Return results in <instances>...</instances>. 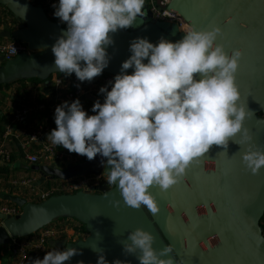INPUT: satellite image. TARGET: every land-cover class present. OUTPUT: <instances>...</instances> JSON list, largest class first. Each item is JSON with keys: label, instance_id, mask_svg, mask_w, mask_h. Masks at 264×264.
Segmentation results:
<instances>
[{"label": "clouds", "instance_id": "9594fccd", "mask_svg": "<svg viewBox=\"0 0 264 264\" xmlns=\"http://www.w3.org/2000/svg\"><path fill=\"white\" fill-rule=\"evenodd\" d=\"M144 6L145 0H58L53 15L66 28L51 48L55 70L91 82L109 64L111 34L131 27ZM182 32L175 42L132 39L131 55L119 73L99 88L103 103H93L94 114L78 98L64 101L54 110L55 128L47 136L52 145L88 160L97 154L106 158L101 164L107 185H115L127 206H143L152 214L159 212V205L150 187L163 191L179 183L213 145L227 149L231 140L244 147L242 162L251 173L264 167V148L252 143L244 127L252 111L236 84L242 50L229 55L216 43L221 32L216 26H186ZM153 243L150 232L136 228L122 246L139 264H175L171 246L157 251ZM97 252L96 264H108L103 250ZM78 254L75 247H53L31 264H64Z\"/></svg>", "mask_w": 264, "mask_h": 264}, {"label": "water", "instance_id": "95a60500", "mask_svg": "<svg viewBox=\"0 0 264 264\" xmlns=\"http://www.w3.org/2000/svg\"><path fill=\"white\" fill-rule=\"evenodd\" d=\"M0 2L19 23L16 31L1 30L0 38L23 40L30 49L8 61L0 56V84L28 78L46 80L57 73L51 48L66 24L53 21L43 6L30 0ZM168 8L197 30L219 27L216 43L222 44L229 55L234 49L242 50L236 84L252 111L244 127L250 130L252 143L264 148V118L257 116L259 112L264 114V0H171ZM184 34L177 24L154 21L151 13L143 9V15L131 27L111 34L113 44L106 49L110 60L103 72L114 76L119 73L121 63L131 55L129 43L136 37H147L156 43L161 36L175 42ZM127 71L130 74L132 69ZM50 131L42 138H47ZM243 151L244 147L231 140L227 149L213 145L201 157L206 168L199 162L186 170L179 198H174L172 189L163 190L164 209L159 206L156 214L143 206H127L115 185L106 183L92 191L53 195L41 203L0 193V199L21 209L15 216L0 215L4 221L0 226V247L7 246L12 238L34 234L58 217H71L85 225L88 235L76 242L66 238L49 241L55 248L79 250L64 264H96L100 249L108 264L116 260L139 264L136 255L124 253L122 246L128 233L136 228L154 236L157 251L169 243L175 264H264V167L251 173L242 162ZM102 159L106 158L97 154L92 160L86 158L65 167L55 163L23 167L40 175L35 183L40 186L78 176H104ZM149 191L159 205L157 186ZM113 201L119 204L114 206ZM35 259L33 256L31 262Z\"/></svg>", "mask_w": 264, "mask_h": 264}, {"label": "built area", "instance_id": "2783aa9c", "mask_svg": "<svg viewBox=\"0 0 264 264\" xmlns=\"http://www.w3.org/2000/svg\"><path fill=\"white\" fill-rule=\"evenodd\" d=\"M31 2H37V4L43 6L45 11H48L50 18H57L53 15L54 8L52 5L58 3V0H31ZM170 2L171 0H145L144 9L151 13L152 20L177 24L179 30L182 31L186 26H190V24L179 13L171 11L168 8ZM22 52H30L28 44L25 41L17 38L10 40L0 38V56L5 61L15 58ZM113 77L114 75L112 74L101 73L99 76L93 78L91 82H80L75 77V74L59 77L56 80V86L64 85L68 89L64 97H59L50 102H28L17 108L13 113L11 121L5 126L3 131V142L0 143V166H11L13 164L11 161L13 153L7 146L8 142L20 145L21 158L29 165L55 163L60 167H65L67 164L73 163L74 155L69 151L59 150L56 146L42 138L50 131L49 127L42 123L28 131L26 129L27 123L34 116H41L44 122H46L49 118L54 117L56 106L64 101L71 103L77 98L89 115L94 114L91 112V104L84 101L85 96L90 95L103 100V94H99V88L106 85ZM103 179V176H78L45 191H40L37 188L35 183L38 179L34 176L22 178L17 176L10 177L8 184L17 190H28L35 193L39 191L36 193L37 199L46 200L57 192L74 193V191H91ZM20 213L21 209L15 204H0V215L15 216ZM3 224L4 221L0 218V226ZM262 227L264 229V220L262 221ZM64 232L65 229L51 225L45 226L29 236L12 238L6 246L10 253V261L6 264H31L33 256L36 259H43L46 252L53 248L49 244V241L58 238ZM57 249L62 250V248Z\"/></svg>", "mask_w": 264, "mask_h": 264}, {"label": "crops", "instance_id": "0c3cea01", "mask_svg": "<svg viewBox=\"0 0 264 264\" xmlns=\"http://www.w3.org/2000/svg\"><path fill=\"white\" fill-rule=\"evenodd\" d=\"M31 1V0H30ZM2 6L4 8H6L8 11H10L8 9V7L1 3L0 2V9H2ZM11 12V11H10ZM12 13V12H11ZM12 17L14 18V21L15 23L12 24L11 22L8 23L7 25L6 24H1L0 25V31L1 30H4V29H8L10 31H16L18 29V26H19V23H18V20L17 18H15V16L13 15L12 13ZM59 19V18H57ZM2 39L4 40H10V39H16V38H7V37H3ZM59 73H53L51 75L50 78L46 79V80H42L40 83H31L29 81H27L25 84V87H22L20 84H16L14 85L13 87H11V89L9 91H12L13 88L14 91L11 92L10 94V99L13 100L15 99V104L16 105V108H19L20 106L28 103V102H33V101H45V102H50V101H53L59 97H64L66 94H67V88L62 85V86H59L57 87L56 86V80L59 78V77H63L65 76L63 73L62 75H58ZM1 95L3 96L4 95V92L1 93ZM95 98L96 97H93V96H90V95H86L85 96V99L84 101L89 103V104H93L95 102ZM0 108H1V111L2 113L4 114V102L1 103L0 105ZM14 110V111H15ZM14 113V112H13ZM8 115V114H7ZM13 116V115H12ZM12 116L10 117L8 115V120L11 121L12 119ZM41 116H34L33 118L30 119V126L26 127V129L29 131L31 129H33L37 123H38V119H40ZM9 123V122H8ZM45 141L47 142H50L47 140V138H44ZM3 142V137L1 136L0 137V143ZM7 146L12 150V153L14 156H17V161H15L12 165H11V169H12V173L10 174V176L8 177V179H4V176L0 175V193H9L8 190L12 189L14 191L13 194H17V195H20L22 193H26L27 197L29 196V193L30 191L28 190H17V189H13L9 184H8V180L10 177H27V176H34L36 177L37 179H39L40 175L38 173L36 174H31L33 171L31 170H28V169H25L23 167V165H29L28 163L22 162V158L19 159L18 158V149H17V146L14 142H8L7 143ZM63 150H67V149H63ZM82 155H78L76 154V156L74 157V161L73 163H75V160L76 158L78 157H81ZM30 166V165H29ZM18 167L20 168H23V170H19ZM103 180L100 181L97 185V186H100V185H103L106 183V180H105V177L103 176ZM56 184H61L58 181H56ZM107 184V183H106ZM38 187V186H37ZM92 191V190H91ZM24 193V194H25ZM26 198V197H25ZM26 199H30V197L26 198ZM59 223V224H58ZM58 223H54L53 225L57 226V225H61L62 227H64L63 225H66L68 223H71L73 225H77V226H80V222L77 221V220H74L73 218L71 217H68V218H64L62 221L60 220ZM52 225V226H53ZM63 238H66L68 239V242H76L80 239H83L85 238V234L83 232H81L80 230H75L74 228H68L66 227L65 228V232L60 234L58 236V238H56L55 240H61ZM6 247V246H5ZM10 261V253L7 249V247L2 250L0 252V264H6Z\"/></svg>", "mask_w": 264, "mask_h": 264}, {"label": "trees", "instance_id": "16d2710c", "mask_svg": "<svg viewBox=\"0 0 264 264\" xmlns=\"http://www.w3.org/2000/svg\"><path fill=\"white\" fill-rule=\"evenodd\" d=\"M34 4H37V2L36 3H34ZM46 13H47V15H48V11L46 10ZM53 21H56L57 23H60L61 24V22L59 21V19H57V18H51ZM12 23V24H14L15 23V21H14V18L12 17V13L10 12V11H8L6 8H4L3 6H2V9H0V25L1 24H8V23ZM16 24V23H15ZM59 74L58 75H62V73H60V72H58ZM74 74V73H73ZM102 74H104V72H102ZM50 77H51V75H50ZM49 77V78H50ZM27 81H29V82H31V83H40L42 80L41 79H39V78H28V79H18V80H15V81H13V82H10V83H6V84H0V90H2V91H4V95L2 96V95H0V105H1V103H3L4 101H5V99L6 98H4V96H6L5 95V92L7 91V90H10L11 89V87H13L14 85H16V84H20L22 87H25V83L27 82ZM13 102L15 101V99H13L12 100ZM92 105L93 104H91V107H92ZM8 122H10L9 120H8V115H7V113H5L4 112V114L2 113V111H1V108H0V137L3 135V131H4V128H5V126L8 124ZM45 124V126H47V127H49L50 128V130H52V129H54L55 128V123H54V117H51V118H49L46 122H44V120H43V118L41 117L40 119H38V123H37V125L36 126H38V125H40V124ZM28 124V127L30 126L29 124H30V121L27 123ZM16 146H17V149H18V158L19 159H21V156H22V154H21V152H20V149H19V147H20V145L17 143L16 144ZM59 150H63L64 148H62V147H60V146H56ZM72 155H74V157L76 156V153H71ZM86 159V157L85 156H81V157H78V158H76V160H75V163H78V162H82V161H84ZM22 160V159H21ZM11 161H12V163H14L15 161H17V156H14L13 154H12V157H11ZM22 162H23V164H24V162L25 161H23L22 160ZM18 169L19 170H23V168H20V167H18ZM12 173V169H11V166H0V175H2V176H4V179H8V177L10 176V174ZM31 174H36V172H32ZM56 181H58V180H53V181H48V182H45V183H42L40 186H38L37 188L40 190V191H45V190H48V189H52L53 187H57L58 186V184H56ZM59 182L60 183H62V182H64V181H60L59 180ZM8 192L9 193H14V191L12 190V189H10V190H8ZM74 192H76V191H74ZM25 193V192H24ZM24 193H22V194H20V196H22V197H26V198H28L27 197V195H26V193L24 194ZM63 193H72V192H57V193H55L54 195H59V194H63ZM29 200V199H28ZM29 201H32V202H34V203H41V202H43L44 200H41V199H36V200H29ZM0 204H8V205H14V203H11V202H9V201H6V200H2V199H0ZM66 219V218H68V217H58L57 219H55V220H53L51 223H49L47 226H51V225H53L54 223H57L58 221H62L63 219ZM74 220H76L75 218H73ZM264 220V216L262 217V219H261V224H262V221ZM78 221V220H77ZM80 224V226H77V225H73V224H71V223H68V224H66V225H63L64 227H62L61 225H55L57 228H60V229H65L66 227H68V228H74L75 230H80L81 232H83L84 234H85V237L88 235V232H87V230H86V227H85V225L83 224V223H79ZM6 247L5 246H2V247H0V252L2 251V250H4Z\"/></svg>", "mask_w": 264, "mask_h": 264}, {"label": "rangeland", "instance_id": "374dc122", "mask_svg": "<svg viewBox=\"0 0 264 264\" xmlns=\"http://www.w3.org/2000/svg\"><path fill=\"white\" fill-rule=\"evenodd\" d=\"M161 37V36H160ZM14 89L15 88H13L12 89V91H9V90H7L6 92H5V95L6 96H4V98H6L5 99V101H4V111H5V113H7L10 117L13 115V112H14V110H15V108H16V105H14L15 104V102H13L11 99H10V94H11V92H13L14 91ZM2 92H4V91H2V90H0V95H1V93ZM262 147H263V144H262ZM66 151H68V150H66ZM200 163L203 165V167L204 168H206V165H204L203 163H202V160L200 159ZM181 183L183 184V183H185L184 182V178H182L181 179V181L179 182V183H177V184H175V185H173V186H171L169 189H172V194H173V196H174V198L175 199H177V198H179L180 197V190H179V192H178V189L179 188H181L180 187V185H181ZM191 185V184H190ZM157 191H160V193H159V197H160V200H159V202H160V204H159V206L162 208V209H164V191H162L158 186H157ZM37 192H39V191H36V193ZM36 193L35 192H30L29 193V196L28 197H30V199L29 200H36L37 199V197H36ZM59 222V221H58ZM57 222V223H58ZM59 224V223H58Z\"/></svg>", "mask_w": 264, "mask_h": 264}, {"label": "flooded vegetation", "instance_id": "af4514ba", "mask_svg": "<svg viewBox=\"0 0 264 264\" xmlns=\"http://www.w3.org/2000/svg\"><path fill=\"white\" fill-rule=\"evenodd\" d=\"M257 116H258L259 118H264V114L261 113V112H259V113L257 114ZM167 244H168V246H170L169 243H167ZM179 264H181V263H179Z\"/></svg>", "mask_w": 264, "mask_h": 264}]
</instances>
